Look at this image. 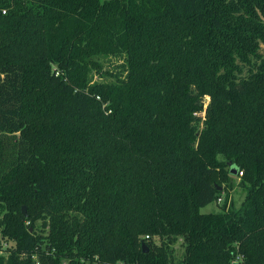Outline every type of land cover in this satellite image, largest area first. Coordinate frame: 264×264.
I'll return each mask as SVG.
<instances>
[{"label": "trees", "instance_id": "16d2710c", "mask_svg": "<svg viewBox=\"0 0 264 264\" xmlns=\"http://www.w3.org/2000/svg\"><path fill=\"white\" fill-rule=\"evenodd\" d=\"M262 48L264 0H0V264H264Z\"/></svg>", "mask_w": 264, "mask_h": 264}, {"label": "rangeland", "instance_id": "374dc122", "mask_svg": "<svg viewBox=\"0 0 264 264\" xmlns=\"http://www.w3.org/2000/svg\"><path fill=\"white\" fill-rule=\"evenodd\" d=\"M262 53L264 54V48H262ZM107 68L116 72V69H114L115 66L113 63L112 64L108 63ZM106 80H108V78H100L98 74H96L94 77V81L101 82V81H106ZM233 183L235 186L233 190L229 191V198H228L227 206L229 207L230 202H233L236 208H240V206L242 205V202L244 201V197H245V192L243 191V188L239 185L240 177L234 176ZM226 195H227L226 193L222 195L221 203L217 204V202H213L209 204L208 206L203 207L201 209V212L203 214H213V213L221 212V208L224 205ZM38 228H39L38 231H41V224H38ZM45 233H47V231H45ZM154 240L157 243H160V239L158 237H155ZM4 242L6 244L5 246L0 245V257L7 258L9 254L12 252V249L14 248L15 243L12 241H6V240H4ZM173 247H174V253H175L176 258L177 259L182 258L184 255V251H185V247L183 245L182 239H180L176 244H174ZM63 264H69V262L65 261ZM82 264H89V263H82Z\"/></svg>", "mask_w": 264, "mask_h": 264}, {"label": "water", "instance_id": "95a60500", "mask_svg": "<svg viewBox=\"0 0 264 264\" xmlns=\"http://www.w3.org/2000/svg\"><path fill=\"white\" fill-rule=\"evenodd\" d=\"M229 167L231 168V175L232 176H237V168L234 166V164L230 163ZM22 211H23V214L25 216H27L26 207L25 206L22 208ZM142 248L145 250V252H148V247H147V245L145 243L142 244Z\"/></svg>", "mask_w": 264, "mask_h": 264}, {"label": "built area", "instance_id": "2783aa9c", "mask_svg": "<svg viewBox=\"0 0 264 264\" xmlns=\"http://www.w3.org/2000/svg\"><path fill=\"white\" fill-rule=\"evenodd\" d=\"M242 175H243L242 172L239 173V176H242ZM218 202L221 203V202H222V199H219ZM148 238H149V237H146V239H148ZM0 245H1V246H5V245H6L5 242H4V240L2 239L1 236H0ZM242 259H243V257H239V258L236 260V262L241 261ZM37 264H39V263H37ZM119 264H123V263H119Z\"/></svg>", "mask_w": 264, "mask_h": 264}]
</instances>
